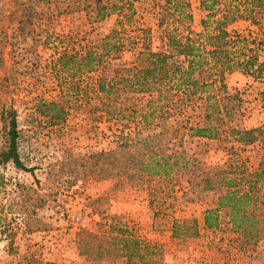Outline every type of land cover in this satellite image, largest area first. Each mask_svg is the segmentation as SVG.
<instances>
[{
	"label": "rangeland",
	"instance_id": "374dc122",
	"mask_svg": "<svg viewBox=\"0 0 264 264\" xmlns=\"http://www.w3.org/2000/svg\"><path fill=\"white\" fill-rule=\"evenodd\" d=\"M101 1L106 5L102 18L94 9H77L82 0H0V151L7 146V111L14 110L18 152L25 168H31L11 161L0 165V264H264L262 187L256 194L262 221L257 239L235 231L223 212L218 228L203 225L206 210L216 207L224 191L222 172L242 179L259 165V143L240 144L228 129L264 126V73L256 77L236 69L225 72L223 82L210 78L195 93L170 89L147 122L142 114L154 107L147 104L151 94L130 91L137 115L127 125L106 114L97 87L100 75L112 78L114 68L139 64L140 52L168 51L162 39L167 31L179 37L190 28L195 43L210 49L215 17L224 14L230 0H220L215 17L202 0H184L188 6L182 15L171 3L162 27L165 0ZM253 12L260 20L229 23L228 40L220 43L236 59L245 53L264 61V9ZM112 31L116 45L105 51L101 41ZM88 51L103 56L91 70L81 65ZM50 101L64 109V118L38 113L37 106ZM213 113L218 120L210 118ZM208 124L214 136L194 135L192 128ZM136 133L162 134L160 147L174 154L169 174L129 181L82 171L73 180L59 165L70 154L113 149ZM218 170L220 188L205 187L206 173ZM71 216L85 217L87 225ZM117 226L140 241L145 262L136 255L99 258L97 239L94 249L81 252L82 231L116 236Z\"/></svg>",
	"mask_w": 264,
	"mask_h": 264
},
{
	"label": "trees",
	"instance_id": "16d2710c",
	"mask_svg": "<svg viewBox=\"0 0 264 264\" xmlns=\"http://www.w3.org/2000/svg\"><path fill=\"white\" fill-rule=\"evenodd\" d=\"M94 1L95 4L92 6L91 0H82V2L77 3V5L84 3L82 8H76L88 12L94 9L96 17H104L106 15V13L104 14L106 5L102 4L101 0ZM171 3H174L173 10L180 15H182L184 6H188L184 0H177V2L175 0H165L163 4H160L161 27L167 14L170 13ZM219 3L220 0H202L203 8L210 11L211 17L216 16V7ZM226 5L227 8L224 14L221 17H215L213 32L208 35L207 45H211L210 49L205 46L201 48L195 43V39L190 36L193 32L190 28L187 35L179 37L167 31L166 41L164 36H162V39L163 43L169 48L168 51H142L138 55L139 64L114 68L112 78H107L103 74L100 75L97 80V87L98 91L104 94L106 114L114 117L119 123L127 125L137 115L136 105L134 102L129 101L128 93L130 91L133 93H149L151 95L147 104L154 107L142 114L143 121L147 122L148 117L154 116L155 104L166 99V94L170 89H183L186 92L195 93L198 90H203L210 78L215 77L214 80H211V83L215 81L223 82L225 72L232 73L236 69L243 73L250 71L256 77H260L264 73V61H258L256 54L243 53L237 60L232 57L228 50H224L221 43L230 35L227 31L229 23L239 18H248L252 22L260 20V18H257V13L253 11L264 9V0H230L227 1ZM262 14L259 13V15ZM184 15L188 19L191 18L189 14ZM114 33L112 31L101 41L105 51L116 45V42H112ZM260 41L262 45L258 44L264 48V39ZM102 58L100 52L88 51L82 57L81 65L86 70H91L94 67L93 64H99ZM67 65V61L63 63L64 67ZM78 65L80 66V64ZM37 109L38 113L49 119L64 118L65 115L64 109L59 108L54 101L43 102L37 106ZM7 114L9 116L7 146L0 151V165L11 161L17 168L31 170V168H25L18 152L15 111L8 110ZM210 118L215 121L219 119V116L213 113ZM192 130L196 136H214L210 133L213 128L209 124L192 128ZM228 131L229 135L240 144L259 143V165L242 179L231 176L227 170L222 172L221 187L224 188V191L219 195L216 207L206 210L203 225L207 229L218 228L223 212L228 219L227 222L235 231L246 239H257L262 233V227L260 226L262 221L257 213L256 194L259 187L264 189V126L248 129L230 126ZM162 141L161 133L146 136L136 133L134 136L123 137L113 149L78 156L70 154L60 161L59 165L64 170L65 168L69 169L73 180H76L82 171H86L96 178L123 176L129 181L142 178L143 174H169L175 164L173 162L174 154H167L165 148L160 147ZM205 184L207 188H220V170L206 173ZM194 231L197 232L196 227ZM117 232L119 234L117 233L116 236H105L104 234L98 236L93 232L84 230L78 238L79 248L82 253H87L89 250L94 249L93 239H97L96 249L99 258L112 256L111 254L128 256V258L136 255L145 262L144 257L146 255L144 254V257H142L139 252L138 244H140V241L133 236L128 237L126 230L122 228L118 227Z\"/></svg>",
	"mask_w": 264,
	"mask_h": 264
},
{
	"label": "built area",
	"instance_id": "2783aa9c",
	"mask_svg": "<svg viewBox=\"0 0 264 264\" xmlns=\"http://www.w3.org/2000/svg\"><path fill=\"white\" fill-rule=\"evenodd\" d=\"M71 219L76 222V224H79L81 226H86L87 225V219L85 217L81 216H71Z\"/></svg>",
	"mask_w": 264,
	"mask_h": 264
}]
</instances>
